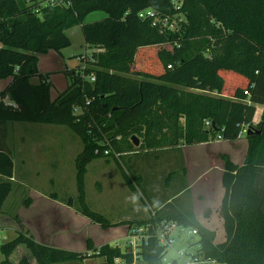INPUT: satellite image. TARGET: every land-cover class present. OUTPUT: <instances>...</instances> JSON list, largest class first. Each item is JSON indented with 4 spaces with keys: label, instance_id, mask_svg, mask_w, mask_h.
<instances>
[{
    "label": "trees",
    "instance_id": "obj_1",
    "mask_svg": "<svg viewBox=\"0 0 264 264\" xmlns=\"http://www.w3.org/2000/svg\"><path fill=\"white\" fill-rule=\"evenodd\" d=\"M69 2L0 0V79L12 78L0 90V126L62 125L76 133L83 149L75 159L77 196L67 204L103 228L128 225L132 233L144 227L146 236L136 255L131 247L111 243L95 248L90 240L88 254L39 242L30 231L18 230L0 245L5 256L0 264H15L10 256L22 244L38 264L88 257H101L102 264H177L164 261L167 252L158 241L164 223L196 228L201 251L220 264H264V110L254 123L257 105L264 104V0ZM150 8L156 15L141 18ZM98 11L105 13L103 19L86 22ZM78 25L88 47L100 51L84 69H65L69 84L52 98L51 74L39 71V56L70 46L66 31ZM244 129L248 147L243 163L223 155V242L215 243V231L193 211L175 209L172 198L148 206L145 219L115 223L87 202L86 174L95 159L115 161L128 187L146 196L141 174L128 166L133 155L219 136L234 141ZM13 182V156L0 144V213ZM48 196L58 197L56 192ZM31 202L29 196L24 200L26 206ZM19 264L30 260L23 257Z\"/></svg>",
    "mask_w": 264,
    "mask_h": 264
},
{
    "label": "rangeland",
    "instance_id": "obj_2",
    "mask_svg": "<svg viewBox=\"0 0 264 264\" xmlns=\"http://www.w3.org/2000/svg\"><path fill=\"white\" fill-rule=\"evenodd\" d=\"M104 17V12H94L86 18V22L100 20ZM67 33L71 39V45L62 48L60 51L50 50L47 55L40 58L38 64L42 72L51 74L52 98H55L60 92L64 91L69 84V76L64 70L67 68L84 69L89 66V61H86L87 57H85L86 59H81L82 55H90L93 51L95 53L100 50L86 46L80 25L72 27ZM32 81L36 83L37 78H33ZM4 132L6 133L5 135ZM236 141L229 144L220 143L214 146V149L211 150L215 153V157L208 156L206 162L210 165H214L216 162L219 164L223 163V155L228 154L233 158L234 162L238 164L243 163L247 152L244 149V146L247 144L246 134L243 133ZM0 144L10 151L14 159L13 190L4 204V216L15 220L18 211L21 210L20 213H23L25 208H27L24 200L28 196L33 200L37 199L39 194L48 196V192H56L58 197H48L65 204H67V200H75L77 196L75 159L83 149V142L68 127L29 122H9L5 126H0ZM180 146L177 149L163 148L150 155H133L130 158L128 166L135 173L141 174L146 196H144L141 190L136 193L128 187L115 161L108 163L103 158L93 160L89 164L86 174V192L89 206L95 211L103 213L111 222L125 220L123 219V214H131L132 211H135L138 215H145L149 210L148 206H159L164 199L168 198L173 199L171 202L175 209L182 212L193 211L197 213L198 206L204 202L202 200V202L198 201L200 199L199 194H197L199 190L195 185L191 184L193 178L189 177V169L192 172V168L194 167L195 173L201 174L195 181L198 182V185L202 186L205 179L202 175L204 169H206V165L209 166V164L203 158H196V155L187 159L190 150L185 152L186 147L184 145ZM182 167L185 170L184 174ZM196 168H199L200 171ZM172 171H174V174L169 180L168 175ZM214 171H216L214 168L210 170L209 175ZM187 186L188 188L183 190ZM223 190L224 188L222 187V192ZM179 191L181 192L177 194ZM133 197L136 198L133 199ZM197 197L199 198L198 200ZM54 213L57 215L54 223H59V215L62 214H58V212ZM70 213L72 214V218L68 222V225L72 234L70 238L71 242L65 244L68 245L67 247H70L69 249L89 254L91 252L88 251V240L91 241L95 248L105 243L118 245L123 249L130 247V242L128 241H130L131 228L129 226L127 232V225L103 228L101 224L93 222L89 218H87L90 221L88 220L89 224L86 226V229L90 231V236H87V240L85 241L77 242L76 239L79 235L75 232L78 231L76 225L79 222L73 216L75 214L84 215L75 206ZM24 217L27 216L25 215ZM135 220L138 221L141 218H135ZM12 224L14 222L9 219L0 220V245L17 235L13 234L14 227L11 226ZM206 224L208 225L206 226L208 229L215 231L216 236L214 241L216 243L225 240L226 234L222 217L218 226L214 229L209 227L211 226L209 223L206 222ZM22 226L23 231H30L29 226ZM107 232H111V234H107ZM123 233L124 237L118 239V241H112L116 234L120 235ZM101 234L106 235L104 237L106 238L105 240L99 237ZM172 234L177 239V243L167 251V258L172 259L177 257L176 250L185 249L188 253L197 251V245L193 243L198 241L199 235H191L190 228L175 227L172 230ZM57 245L59 246L60 244ZM22 248L13 254L12 259L10 258L15 264H18L22 258V250H28L24 246ZM4 259L5 256L0 250V262ZM102 261L103 258L101 257H88L83 262L74 264H102ZM136 264L144 263L138 262Z\"/></svg>",
    "mask_w": 264,
    "mask_h": 264
},
{
    "label": "crops",
    "instance_id": "obj_3",
    "mask_svg": "<svg viewBox=\"0 0 264 264\" xmlns=\"http://www.w3.org/2000/svg\"><path fill=\"white\" fill-rule=\"evenodd\" d=\"M71 29V28H70ZM68 29L66 31V33L70 30ZM68 35V33H67ZM69 36V35H68ZM85 41V40H84ZM86 46H88L86 44ZM0 48H1V43H0ZM50 52V51H49ZM48 54V53H47ZM44 54V55H47ZM44 55H40L39 56V60L40 58H42V56ZM39 64V62H38ZM39 68V67H38ZM39 71L42 72L39 68ZM44 73V72H42ZM12 80L11 77L6 78V79H0V90H3ZM50 80H51V76H50ZM52 82V80H51ZM264 110V104H259L257 105V109H256V114L254 117V123H257L261 116H262V112ZM259 117H258V116ZM242 136V134L240 135V137ZM239 137V138H240ZM232 142H237L236 140L234 141H227V140H215V141H210V142H204V143H199V144H194V145H189V146H185V152L189 151V154L187 155V159L194 157L196 155V158H203L206 162V158H208V156H213L215 157V153L211 150L214 149L213 147L220 144V143H232ZM245 151L247 150V144L246 146H244ZM244 151V152H245ZM226 153V152H225ZM228 155V154H226ZM229 156V155H228ZM231 159L233 160V158L231 157ZM245 159V158H244ZM189 163V162H188ZM207 163V162H206ZM209 164V163H207ZM190 167V165H189ZM202 168V167H201ZM216 169V171L212 172L210 175V170L212 169ZM194 167L192 168V172L191 169H189V177L193 178L192 181V185H195V187L199 190V198L197 197V200L199 202H204L203 204H200L197 208V213H195L196 218L201 222V224L203 226H208L206 224L209 223L211 226H209L211 229H214L216 226H218L221 216L219 213L220 210V204L222 203V199L224 197V193H225V189L222 192V176H223V172H224V162L223 163H215L214 165H206V169H204V173L202 175V177H205V179L203 180V185L200 186L198 185V182L195 181L196 179H198L199 173H195L194 171ZM197 170L199 168H196ZM200 171V169H199ZM212 182V183H211ZM200 183V182H199ZM224 188V187H223ZM44 194L40 195L37 197V199H33L31 204L29 206H27V208H25V210L23 211V213H20V211H18V213L15 216V220L10 219V217L8 216H4L3 212L0 213V220H11L12 222H14V224H12L11 226L14 227V232L13 234H17L18 230H23V226H29V229L31 231V233L33 234V236L36 238L37 241L45 243V244H49V245H53L59 248H65V249H69L70 247H67L69 242H71V229L70 226L68 225V222L70 221V219L72 218V214L70 213L72 211V206L67 205L65 203H61L59 200L55 201L54 199L48 197V196H43ZM41 197V198H39ZM202 200V201H201ZM6 203V202H5ZM54 212H58L61 213L62 215H59L60 217V222L59 223H54L55 222V218H56V214ZM147 213V215H146ZM145 213V215L141 214L138 215L135 213V211H132V213H127V214H123V219L125 220H129V219H135V218H141V219H145L147 216H149V210ZM27 217H24V216ZM75 218V220H78V224L77 226V232L79 237L76 239L77 242H81V241H85L87 240V236H90V231H87L86 226L89 224V219H87V217L85 216H81L78 214H75V216H73ZM66 222H64L65 220ZM89 220V221H88ZM63 222V223H62ZM67 223V224H65ZM115 223V222H113ZM124 226V225H122ZM119 227V226H117ZM128 231V225H127V229L126 232ZM111 232H107V234ZM12 234V235H13ZM100 238H103L104 240L106 238L105 234H101V236H99ZM122 237H124V233L123 234H116L113 238L112 241L116 240L118 241V239H121ZM76 238V237H75ZM226 239V238H225ZM79 240V241H78ZM225 241V240H223ZM220 241V242H223ZM7 242V241H5ZM218 242V243H220ZM216 243V242H215ZM57 244H60L59 246ZM25 247L26 249H28L27 246L25 245H19L16 250L12 253V255L10 256V258L12 259L13 254L16 253L17 251L23 249L22 247ZM24 248V249H25ZM23 251V257H28L30 260V264H38L36 259L34 257H32L29 249L28 250H22ZM28 251V252H26ZM21 258V259H22ZM20 259V260H21ZM20 263V261H19ZM18 263V264H19ZM74 263H80V262H72ZM59 264H70V263H59Z\"/></svg>",
    "mask_w": 264,
    "mask_h": 264
},
{
    "label": "built area",
    "instance_id": "obj_4",
    "mask_svg": "<svg viewBox=\"0 0 264 264\" xmlns=\"http://www.w3.org/2000/svg\"><path fill=\"white\" fill-rule=\"evenodd\" d=\"M40 2L43 1L46 3V5H70L69 0H39ZM156 15V12L153 9H146L140 13L141 18H147V17H154ZM100 50H98L99 52ZM94 51L90 55H82L81 59H86V61L93 62ZM91 81H94L96 79V76L92 74L90 77ZM78 109L75 108V112H77ZM206 125L210 126V121H207ZM247 130L244 129L243 133H245ZM242 133V134H243ZM217 140H222V137L219 136ZM177 226L174 223H164L161 225V227L158 230V241L159 243L165 248L166 252L173 248L174 245L177 243V239L173 236L172 230ZM190 234L191 235H198V231L196 228H190ZM145 229L144 227L137 228L132 231L130 236V247L132 248L134 254L136 255L138 252V245L142 241V239L145 237ZM199 240V239H198ZM197 245V251L194 253H188L187 250L181 249L176 250L177 257L169 259L165 256L164 261L167 263H170L171 261H176L177 264H220L216 259L209 258L206 255L203 254L201 251V245L197 241L196 243H193Z\"/></svg>",
    "mask_w": 264,
    "mask_h": 264
},
{
    "label": "water",
    "instance_id": "obj_5",
    "mask_svg": "<svg viewBox=\"0 0 264 264\" xmlns=\"http://www.w3.org/2000/svg\"><path fill=\"white\" fill-rule=\"evenodd\" d=\"M133 138L135 139V145L138 146L140 143V140L136 136H134Z\"/></svg>",
    "mask_w": 264,
    "mask_h": 264
},
{
    "label": "clouds",
    "instance_id": "obj_6",
    "mask_svg": "<svg viewBox=\"0 0 264 264\" xmlns=\"http://www.w3.org/2000/svg\"><path fill=\"white\" fill-rule=\"evenodd\" d=\"M136 197H133V199H135Z\"/></svg>",
    "mask_w": 264,
    "mask_h": 264
}]
</instances>
